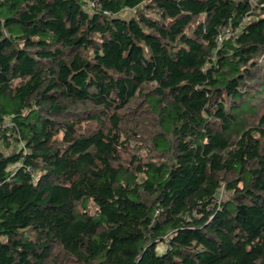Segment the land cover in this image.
<instances>
[{
	"label": "trees",
	"instance_id": "obj_1",
	"mask_svg": "<svg viewBox=\"0 0 264 264\" xmlns=\"http://www.w3.org/2000/svg\"><path fill=\"white\" fill-rule=\"evenodd\" d=\"M6 119L0 264H264V0H0Z\"/></svg>",
	"mask_w": 264,
	"mask_h": 264
},
{
	"label": "built area",
	"instance_id": "obj_2",
	"mask_svg": "<svg viewBox=\"0 0 264 264\" xmlns=\"http://www.w3.org/2000/svg\"><path fill=\"white\" fill-rule=\"evenodd\" d=\"M100 2V0H85V6L90 8V7H94L96 6L98 3ZM238 27H234V25L232 23H229L226 28L224 33L220 34L217 38V43H218V47L217 49H220L223 47V41L225 38H228L229 36L235 34V32H237ZM11 123V124H10ZM12 125V121L9 119L4 120L3 122L0 121V129L6 128V127H11ZM34 170L32 169V172Z\"/></svg>",
	"mask_w": 264,
	"mask_h": 264
},
{
	"label": "rangeland",
	"instance_id": "obj_3",
	"mask_svg": "<svg viewBox=\"0 0 264 264\" xmlns=\"http://www.w3.org/2000/svg\"><path fill=\"white\" fill-rule=\"evenodd\" d=\"M249 110H250V103L249 102L243 103L242 106H241V108H240V111H249ZM229 194H230L229 191H226L224 189H221L218 198L221 199L222 201L223 200H226L227 197L229 196ZM87 202H88L87 204L89 206V208H88L89 214L90 215H93V216H96V209H97V207H96L95 203L92 200H87ZM164 248H165L164 243H160L158 245V247H157V252L158 253L163 252L164 251Z\"/></svg>",
	"mask_w": 264,
	"mask_h": 264
}]
</instances>
